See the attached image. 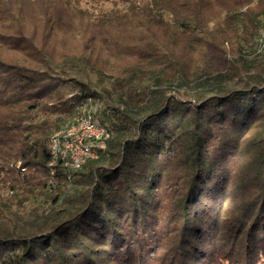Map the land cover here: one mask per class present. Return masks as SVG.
<instances>
[{
  "label": "trees",
  "instance_id": "16d2710c",
  "mask_svg": "<svg viewBox=\"0 0 264 264\" xmlns=\"http://www.w3.org/2000/svg\"><path fill=\"white\" fill-rule=\"evenodd\" d=\"M12 13L0 0V264H264V128L246 139L264 48L195 75L160 53L101 96L79 56L56 61ZM94 97L107 148L51 174V134Z\"/></svg>",
  "mask_w": 264,
  "mask_h": 264
},
{
  "label": "rangeland",
  "instance_id": "374dc122",
  "mask_svg": "<svg viewBox=\"0 0 264 264\" xmlns=\"http://www.w3.org/2000/svg\"><path fill=\"white\" fill-rule=\"evenodd\" d=\"M6 1L24 32L56 61L79 56L84 79L101 96L103 87H112L130 67L155 69L161 61L153 58L160 53L170 54L174 66L183 63L194 75L223 58L224 49L229 57L263 60L255 45L264 28V0ZM103 102L94 97L86 106L102 109ZM263 128L264 118L246 137L247 144L257 142Z\"/></svg>",
  "mask_w": 264,
  "mask_h": 264
},
{
  "label": "built area",
  "instance_id": "2783aa9c",
  "mask_svg": "<svg viewBox=\"0 0 264 264\" xmlns=\"http://www.w3.org/2000/svg\"><path fill=\"white\" fill-rule=\"evenodd\" d=\"M263 48L264 28L258 34L255 53H261ZM110 138L111 131L97 116L96 109H84L51 134L49 139L51 158L48 163L51 174H55V167L58 164L69 170H76L89 159L98 158L100 151L107 148ZM17 166L20 167L21 163L19 162Z\"/></svg>",
  "mask_w": 264,
  "mask_h": 264
}]
</instances>
